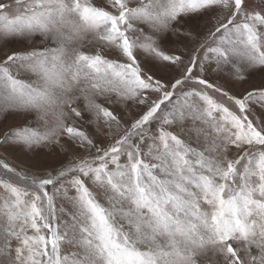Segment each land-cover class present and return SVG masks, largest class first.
<instances>
[{
  "label": "snow or ice",
  "instance_id": "6c2138e0",
  "mask_svg": "<svg viewBox=\"0 0 264 264\" xmlns=\"http://www.w3.org/2000/svg\"><path fill=\"white\" fill-rule=\"evenodd\" d=\"M0 49V149L57 157L0 156V264H264V0H0Z\"/></svg>",
  "mask_w": 264,
  "mask_h": 264
},
{
  "label": "rangeland",
  "instance_id": "374dc122",
  "mask_svg": "<svg viewBox=\"0 0 264 264\" xmlns=\"http://www.w3.org/2000/svg\"><path fill=\"white\" fill-rule=\"evenodd\" d=\"M165 41H166V46L168 48L174 49V48H182L183 47V45L177 43L175 36L168 35L165 37ZM26 46H27L26 44H23V43L17 41V42L10 43L7 47L8 48H15V49H22ZM2 51H3V49H0V53H2ZM158 74L165 76V77L175 75L174 72H164V71H160ZM209 78L210 79H220L221 82H224L221 77H219L217 74H214V73H209ZM242 87H247V85L242 86L240 84H235V91L242 90ZM32 116L34 117V114H32ZM22 120H23V118L19 117V116H10L7 121L0 120V131H3L9 124H18V123H21ZM0 156H6L7 159L12 164L20 166V167H26V166L36 167L40 163L41 160L45 161L46 164L48 161L55 163V161L57 159V157H55V156L38 157L35 154L26 155L20 151H15V152L7 151V152H5L4 149H0ZM60 158L61 159L63 158L62 155Z\"/></svg>",
  "mask_w": 264,
  "mask_h": 264
}]
</instances>
